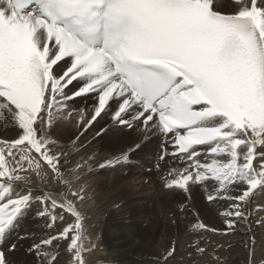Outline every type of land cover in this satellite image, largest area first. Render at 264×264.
I'll return each instance as SVG.
<instances>
[{
	"label": "snow or ice",
	"instance_id": "1",
	"mask_svg": "<svg viewBox=\"0 0 264 264\" xmlns=\"http://www.w3.org/2000/svg\"><path fill=\"white\" fill-rule=\"evenodd\" d=\"M0 129V264H87L89 180L152 138L170 223L195 188L219 224L196 212L157 264H228L236 236L264 264V0H0ZM118 129L140 141L100 156Z\"/></svg>",
	"mask_w": 264,
	"mask_h": 264
},
{
	"label": "bare ground",
	"instance_id": "2",
	"mask_svg": "<svg viewBox=\"0 0 264 264\" xmlns=\"http://www.w3.org/2000/svg\"><path fill=\"white\" fill-rule=\"evenodd\" d=\"M224 2L228 3V0ZM79 103L90 105L91 101L81 100ZM13 135L14 131L11 129H0V137ZM138 141V133L118 129L101 141L97 149L102 157L109 154L119 155L120 149ZM159 146L160 140L152 138L131 155L129 162L97 170L89 180V191L94 192L95 204L90 209L85 206L87 219L84 229L87 237L95 238L96 248L85 253L87 264H157L165 248L173 242L176 243L178 252L182 253L184 245L192 238L186 233L185 225L193 219L196 212L209 224L219 226L214 212L204 207L200 193L195 188L192 190L187 219H182L178 225L170 223V214L184 200V194L176 190H165L171 195L164 193L162 177L165 173L155 167ZM146 168H149L148 173ZM139 179L144 181H137ZM145 181L149 186L144 185ZM138 191L142 193L139 194ZM256 204H264V194L256 196L253 206ZM34 227L30 220L25 221L20 231L23 234ZM254 232L255 258L259 261L264 258V229L254 226ZM228 239L234 245L230 257L227 252L222 253L228 257V264H245L247 252L239 242L247 237L236 236ZM84 243L88 247L89 240L85 239ZM17 259L20 264H24L27 257L21 252L17 254ZM179 259L178 256L177 261Z\"/></svg>",
	"mask_w": 264,
	"mask_h": 264
},
{
	"label": "rangeland",
	"instance_id": "3",
	"mask_svg": "<svg viewBox=\"0 0 264 264\" xmlns=\"http://www.w3.org/2000/svg\"><path fill=\"white\" fill-rule=\"evenodd\" d=\"M136 164H137V166H138L139 163H136ZM138 168H141V167L138 166ZM148 170H149V168H146V169H145L146 173H148ZM157 178H159V176H158ZM137 181H139V182H143L144 179H143V181H142L141 179H139V180H137ZM124 183H126V182H124ZM144 185H145V186H146V185L149 186L147 181L144 182ZM151 186H152V185H151ZM161 187H163V186H161ZM163 190H164V193H165V194H169V191H168V193H167V192H165V189H164V188H163ZM138 193L141 194L142 192H141V191H140V192L138 191ZM169 195H171V193H170ZM169 195H167L166 197L169 198ZM175 196H176V195H175Z\"/></svg>",
	"mask_w": 264,
	"mask_h": 264
}]
</instances>
